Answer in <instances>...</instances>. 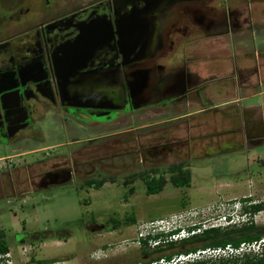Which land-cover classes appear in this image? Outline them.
Masks as SVG:
<instances>
[{
  "label": "flooded vegetation",
  "instance_id": "1",
  "mask_svg": "<svg viewBox=\"0 0 264 264\" xmlns=\"http://www.w3.org/2000/svg\"><path fill=\"white\" fill-rule=\"evenodd\" d=\"M148 43L131 61L129 45ZM263 88L264 0H0V151L17 158L0 166V202L98 190L137 167L171 183L239 121L264 143V100L243 103ZM149 115L161 119L113 128ZM52 126L63 142L45 145Z\"/></svg>",
  "mask_w": 264,
  "mask_h": 264
},
{
  "label": "rangeland",
  "instance_id": "2",
  "mask_svg": "<svg viewBox=\"0 0 264 264\" xmlns=\"http://www.w3.org/2000/svg\"><path fill=\"white\" fill-rule=\"evenodd\" d=\"M261 100L264 94L243 103L260 105ZM160 119L159 115H149L138 119L137 124H114L113 128L120 131L128 126L155 124ZM159 126L164 124L146 126L142 131ZM56 129L50 128L45 145L63 142L55 137ZM230 129L196 144L195 149L202 150L186 162L192 174L188 187L167 182L163 190L147 194L145 180L139 176L144 169L137 167L123 174L130 177L127 184L122 182V175L98 190L51 189L42 195L3 199L0 227L13 235L6 238L9 259L13 264H131L144 259L136 242L137 225L142 221L219 200L252 195L253 200L264 201V143L259 140L249 144L241 121ZM13 153L9 149L0 151V166L15 162ZM169 166L158 167L166 178L170 177L164 172ZM252 221L263 225L264 209ZM212 258L203 260L214 261Z\"/></svg>",
  "mask_w": 264,
  "mask_h": 264
},
{
  "label": "built area",
  "instance_id": "3",
  "mask_svg": "<svg viewBox=\"0 0 264 264\" xmlns=\"http://www.w3.org/2000/svg\"><path fill=\"white\" fill-rule=\"evenodd\" d=\"M244 198H232L226 202L219 200L204 207L182 209L163 217L142 221L137 225L136 242L140 248L145 246L152 249L191 237L209 228L241 226L252 220L251 213L244 211V207L249 206V203L243 200ZM143 241L146 242L143 243ZM263 249L264 233L259 239L242 242L237 247L226 245L225 247L197 249L188 253H175L170 259L160 256L150 260L148 264H182L186 262L190 264L210 257H232L246 253L261 254ZM9 256V252L0 253V264H13Z\"/></svg>",
  "mask_w": 264,
  "mask_h": 264
},
{
  "label": "trees",
  "instance_id": "4",
  "mask_svg": "<svg viewBox=\"0 0 264 264\" xmlns=\"http://www.w3.org/2000/svg\"><path fill=\"white\" fill-rule=\"evenodd\" d=\"M146 183V193L152 194L163 190L166 181L163 177L153 178L147 180L142 177ZM192 174L190 170L180 169L178 173L172 172L170 181L171 184L176 187H188L191 183ZM250 198H247V201ZM264 209V203L256 205H250L244 207V211L251 213L258 212ZM264 233V224L257 225L253 221L244 223L241 226H230L225 228H209L202 231L199 234H195L191 237L184 238L177 242H170L165 246H158L149 249L145 246L141 248V254L147 253L150 256L149 260H140L133 263L148 264L152 259L164 256L170 259L175 253H188L197 249H203L207 247H225L231 245L237 247L242 242H251L257 240ZM146 241H143L145 243ZM166 251H170L167 252ZM9 252V243L5 238L4 232L0 231V253ZM214 261L207 262L200 259L190 264H264V249L261 254L246 253L241 256L225 257L220 256L212 258Z\"/></svg>",
  "mask_w": 264,
  "mask_h": 264
},
{
  "label": "water",
  "instance_id": "5",
  "mask_svg": "<svg viewBox=\"0 0 264 264\" xmlns=\"http://www.w3.org/2000/svg\"><path fill=\"white\" fill-rule=\"evenodd\" d=\"M153 51V44H135V45H129L128 52L132 60H139L140 55L143 53H151ZM138 87H143L142 82L140 84H137ZM141 89V88H140Z\"/></svg>",
  "mask_w": 264,
  "mask_h": 264
},
{
  "label": "clouds",
  "instance_id": "6",
  "mask_svg": "<svg viewBox=\"0 0 264 264\" xmlns=\"http://www.w3.org/2000/svg\"><path fill=\"white\" fill-rule=\"evenodd\" d=\"M138 263V262H137Z\"/></svg>",
  "mask_w": 264,
  "mask_h": 264
}]
</instances>
